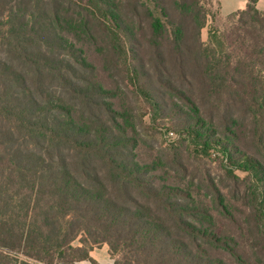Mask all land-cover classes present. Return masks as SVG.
<instances>
[{
	"label": "trees",
	"instance_id": "16d2710c",
	"mask_svg": "<svg viewBox=\"0 0 264 264\" xmlns=\"http://www.w3.org/2000/svg\"><path fill=\"white\" fill-rule=\"evenodd\" d=\"M258 2L0 0V264H264Z\"/></svg>",
	"mask_w": 264,
	"mask_h": 264
},
{
	"label": "rangeland",
	"instance_id": "374dc122",
	"mask_svg": "<svg viewBox=\"0 0 264 264\" xmlns=\"http://www.w3.org/2000/svg\"><path fill=\"white\" fill-rule=\"evenodd\" d=\"M212 2V6L210 7V13L207 26L202 31V39L203 41H207L208 39V32L212 26H217L220 29L226 28L228 25L227 16L221 14L219 9V4L217 0H210ZM264 5V3H262ZM147 124L149 126L152 125V120L150 118L146 119ZM158 127V136L159 140L161 141L162 145L172 144L173 142L177 143L179 139H181L180 135L174 132L172 122L166 121L161 118H157L154 122ZM238 174L244 178L247 176L244 172H238ZM92 258H94L100 264H113L114 259L110 255L109 246L107 244H102L93 249L91 252ZM81 264H92L90 261H83Z\"/></svg>",
	"mask_w": 264,
	"mask_h": 264
},
{
	"label": "crops",
	"instance_id": "0c3cea01",
	"mask_svg": "<svg viewBox=\"0 0 264 264\" xmlns=\"http://www.w3.org/2000/svg\"><path fill=\"white\" fill-rule=\"evenodd\" d=\"M219 1V9L222 15L228 16L239 10L245 9L248 0H217ZM264 0H259L257 7L264 11Z\"/></svg>",
	"mask_w": 264,
	"mask_h": 264
}]
</instances>
